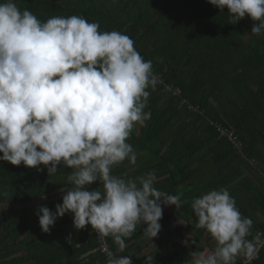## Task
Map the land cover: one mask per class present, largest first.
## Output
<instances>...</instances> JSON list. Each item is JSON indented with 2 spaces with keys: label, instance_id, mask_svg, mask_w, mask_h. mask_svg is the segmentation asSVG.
I'll list each match as a JSON object with an SVG mask.
<instances>
[{
  "label": "trees",
  "instance_id": "16d2710c",
  "mask_svg": "<svg viewBox=\"0 0 264 264\" xmlns=\"http://www.w3.org/2000/svg\"><path fill=\"white\" fill-rule=\"evenodd\" d=\"M96 104L103 116L80 119ZM107 118L122 128L91 147L86 131ZM132 142L176 176L172 189L221 191L204 201L205 227L214 221L210 239L223 229L224 240H254L246 258L264 236V0H0V264H118L97 250L80 155L127 264L99 160ZM221 202L241 212L215 219Z\"/></svg>",
  "mask_w": 264,
  "mask_h": 264
},
{
  "label": "crops",
  "instance_id": "0c3cea01",
  "mask_svg": "<svg viewBox=\"0 0 264 264\" xmlns=\"http://www.w3.org/2000/svg\"><path fill=\"white\" fill-rule=\"evenodd\" d=\"M94 112L105 114L101 105L96 104L94 108L87 107L80 119ZM144 118L133 123L136 136L141 133ZM133 119L132 116L130 121ZM115 122L118 121L107 118L87 130L86 135L90 132L96 135V140L92 138L88 144L93 147L97 141L110 139L122 128L109 126ZM134 143L131 149L121 148L123 154L115 159H97L100 167L105 165L99 187L109 210V233L120 240V250L127 264H240L245 259L241 251L251 247L254 240H241L243 236L238 240H224L221 238L223 229L210 239L208 228L214 221L205 227L211 212L204 201L221 191L203 194L187 185L172 189L176 176L171 177L168 168L151 169L154 164H160L161 159ZM198 193L200 197L194 203ZM211 211L216 213L215 219L223 218L226 212H241L239 208L228 210L224 202L213 203ZM252 222L257 224V220ZM221 225L226 223L221 222ZM254 227V224L250 226Z\"/></svg>",
  "mask_w": 264,
  "mask_h": 264
},
{
  "label": "built area",
  "instance_id": "2783aa9c",
  "mask_svg": "<svg viewBox=\"0 0 264 264\" xmlns=\"http://www.w3.org/2000/svg\"><path fill=\"white\" fill-rule=\"evenodd\" d=\"M107 41L108 40L106 39V42ZM114 50L119 56L129 60L134 65V67L141 68L143 66L141 61L132 58L129 54L123 52L120 48H115ZM220 131H222L223 134L227 136L229 142H231L234 145L235 149L239 151L241 148V143L237 140V138L234 137L231 133L227 132L226 130H220ZM73 148L79 149V144L74 143ZM83 161H84V157L82 155L78 156L77 171H78V175L83 177L85 180V184H86V186L84 187L86 194L85 196L88 202V210L91 215V220L92 223L94 224V232L97 237V242H98L97 250L100 251L102 254H104L108 260H112L114 262H117L118 264H122L121 261L115 258L114 252L110 249L108 241L106 240V235L103 230L101 215L96 208V204L94 201V194L89 186L90 179L85 168L82 166ZM251 165L254 166L255 163L252 161ZM263 247H264V236L261 239L257 240V242H255L254 246L251 248L246 258L242 260L241 264H252L254 261H256L258 259L260 250Z\"/></svg>",
  "mask_w": 264,
  "mask_h": 264
},
{
  "label": "rangeland",
  "instance_id": "374dc122",
  "mask_svg": "<svg viewBox=\"0 0 264 264\" xmlns=\"http://www.w3.org/2000/svg\"><path fill=\"white\" fill-rule=\"evenodd\" d=\"M98 109H100L99 106H98ZM262 180H263V179H262Z\"/></svg>",
  "mask_w": 264,
  "mask_h": 264
}]
</instances>
